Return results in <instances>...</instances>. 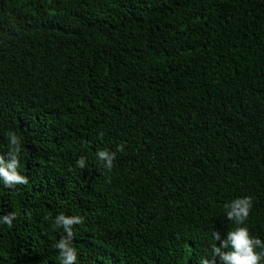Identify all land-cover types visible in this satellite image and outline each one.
Here are the masks:
<instances>
[{
	"label": "trees",
	"instance_id": "1",
	"mask_svg": "<svg viewBox=\"0 0 264 264\" xmlns=\"http://www.w3.org/2000/svg\"><path fill=\"white\" fill-rule=\"evenodd\" d=\"M9 131L0 264H59L61 213L77 264H198L244 196L264 240V0H0L5 157Z\"/></svg>",
	"mask_w": 264,
	"mask_h": 264
},
{
	"label": "clouds",
	"instance_id": "2",
	"mask_svg": "<svg viewBox=\"0 0 264 264\" xmlns=\"http://www.w3.org/2000/svg\"><path fill=\"white\" fill-rule=\"evenodd\" d=\"M8 152L7 156L0 154V183L5 187H13L18 184L27 183V178L21 174L20 154L22 152L21 137L15 131H9L6 134ZM124 145H118L117 149L124 151ZM97 160L106 170L113 168L116 152L107 149H98L96 152ZM77 165L81 168L86 166L83 157L77 160ZM252 206L250 196L239 197L224 204V216L228 221L235 224L234 228L228 232L227 237L221 241V234L217 231L212 233L215 241L211 245V254L198 257V264H260L264 260V240L253 236L245 221L249 216ZM15 218L14 213L0 215V225L11 227ZM82 217L78 215H57L54 221V227L62 228L63 235L53 244L58 250L59 264H77L78 253L73 246L74 232L73 225L82 223Z\"/></svg>",
	"mask_w": 264,
	"mask_h": 264
}]
</instances>
